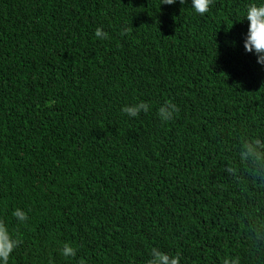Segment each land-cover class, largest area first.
Returning a JSON list of instances; mask_svg holds the SVG:
<instances>
[{"label": "trees", "instance_id": "16d2710c", "mask_svg": "<svg viewBox=\"0 0 264 264\" xmlns=\"http://www.w3.org/2000/svg\"><path fill=\"white\" fill-rule=\"evenodd\" d=\"M259 2L0 0L9 264H264V66L242 20Z\"/></svg>", "mask_w": 264, "mask_h": 264}, {"label": "clouds", "instance_id": "9594fccd", "mask_svg": "<svg viewBox=\"0 0 264 264\" xmlns=\"http://www.w3.org/2000/svg\"><path fill=\"white\" fill-rule=\"evenodd\" d=\"M177 0H161V4L173 5ZM187 0H179L180 4L186 3ZM212 0H191L190 7L194 13L203 16L209 12ZM248 21L246 37L243 40V48L246 53H252L256 56V62L264 66V0L259 3L249 4L244 13L243 19ZM238 19L236 22H241ZM95 36L101 40L107 39L108 35L100 28L95 30ZM148 105L144 102L137 103L132 106H124L121 112L127 114L129 117H136L141 111H147ZM177 111L176 105L165 102L158 110V116L163 121H168L172 118L174 112ZM255 149L248 146L247 153H254ZM70 153H75V149H71ZM12 215L20 222L23 223L27 220V215L20 209H15ZM18 241L9 234L7 228L0 224V264H9L11 254L17 247ZM61 255L64 257H74L76 250L70 244L65 243L61 249ZM178 256H169L168 254L153 249L151 252V259L148 264H178ZM51 264V261H49ZM224 264H229L226 259ZM231 264H236V260L232 259Z\"/></svg>", "mask_w": 264, "mask_h": 264}]
</instances>
